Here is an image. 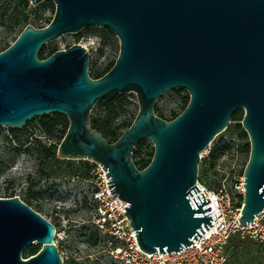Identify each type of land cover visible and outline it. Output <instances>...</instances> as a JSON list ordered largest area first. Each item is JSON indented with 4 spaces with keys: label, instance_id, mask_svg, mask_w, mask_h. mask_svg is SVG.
Instances as JSON below:
<instances>
[{
    "label": "water",
    "instance_id": "water-1",
    "mask_svg": "<svg viewBox=\"0 0 264 264\" xmlns=\"http://www.w3.org/2000/svg\"><path fill=\"white\" fill-rule=\"evenodd\" d=\"M38 4L46 0H30ZM51 22L28 25L0 52V126L21 128L44 114H63L68 130L58 147L62 159L98 162L113 197L125 212L142 250L174 252L214 224L210 199L199 192L202 152L244 109L242 124L251 141L245 167L241 221L264 209V0H49ZM88 26L112 30L120 40L114 66L89 75L82 44L40 58L42 48ZM184 88L187 107L174 119L155 113L165 92ZM134 91L139 111L115 142L93 128L91 113L106 96ZM154 143L150 164L134 163L135 146ZM56 226L19 196L0 197V264H63ZM39 244L38 253L22 257Z\"/></svg>",
    "mask_w": 264,
    "mask_h": 264
},
{
    "label": "rangeland",
    "instance_id": "rangeland-1",
    "mask_svg": "<svg viewBox=\"0 0 264 264\" xmlns=\"http://www.w3.org/2000/svg\"><path fill=\"white\" fill-rule=\"evenodd\" d=\"M19 1L0 0V49L5 44H12L26 26L31 24L40 28L54 17L56 6L53 1L46 0L36 5L30 1L24 10L22 6L16 9ZM25 16L28 20L21 21ZM37 17H41L43 21L37 20ZM102 28L105 27L88 26L77 33L62 35L45 45L46 54L52 49H66L79 43L89 51V74L97 67L104 68L118 58L120 40L116 34ZM117 96L121 97L124 106L117 112L114 120L117 124L128 123L139 111L138 95L131 91ZM188 96L190 94L184 88L165 92L156 102L155 113L163 115V119L172 120V113L182 112ZM99 112L94 107L91 115L95 116ZM244 113V109L236 111V117H231L226 130L219 133L213 143L202 152L199 162L198 177L204 184L218 189L223 180H226V188L234 196L239 192L236 186L244 176L251 149L250 137L240 119ZM39 123V116L34 117L21 127L25 130L15 139L10 135L13 127L0 126V197L19 196L56 225L55 243L63 264H107V237L89 223L92 207L88 203V192L84 189L89 184L88 178L69 175L67 171L45 178V171L41 169L35 152L32 149L25 150L29 140L36 135L42 136L43 142L47 144L58 142V136L47 138ZM57 134L55 131V135ZM143 141L144 150L152 151L154 143L151 140ZM214 147L217 151L211 157ZM74 162L79 164L81 161L75 159ZM90 164L96 165L94 161H90ZM232 240L228 246L229 264H264V245L242 240L237 243L236 237ZM29 256L27 248L22 257Z\"/></svg>",
    "mask_w": 264,
    "mask_h": 264
},
{
    "label": "built area",
    "instance_id": "built-area-1",
    "mask_svg": "<svg viewBox=\"0 0 264 264\" xmlns=\"http://www.w3.org/2000/svg\"><path fill=\"white\" fill-rule=\"evenodd\" d=\"M36 19L43 21L41 17ZM44 24L42 27L49 23ZM94 163L92 176L87 179L89 184L84 189L88 192V203L92 207L89 223L107 237V264H229L228 246L233 238L264 245V209L255 215L252 222L244 224L240 220L245 177L236 186L239 191L236 196L226 188V180L218 189H213L198 177L196 184L201 190L192 196L190 193L188 195L195 209L193 197L203 192L206 199H210L212 209L197 215H211L213 219L210 221L214 225L207 230L203 223L205 233L197 240L192 238L195 243L179 251L147 253L141 249L135 233L137 231L125 213V206H129L130 202L113 197L106 170L100 163Z\"/></svg>",
    "mask_w": 264,
    "mask_h": 264
},
{
    "label": "trees",
    "instance_id": "trees-1",
    "mask_svg": "<svg viewBox=\"0 0 264 264\" xmlns=\"http://www.w3.org/2000/svg\"><path fill=\"white\" fill-rule=\"evenodd\" d=\"M29 3H30V0H20L19 5L17 6L16 9L22 6L24 10L29 5ZM27 20H28V17L25 16L21 21L25 22ZM51 20L52 19H49L48 23H50ZM102 29L111 34H115L110 29H105V28H102ZM18 36L15 37L14 41L17 39ZM10 45L11 44H5L4 48L0 49V52L8 48ZM56 51H57L56 49H52L46 54V47L44 46L40 52V58H43V59L47 58ZM116 60H114L113 62H111L109 65H107L104 68L97 67L93 69L89 75L92 78L102 77L114 66ZM189 101H190V97L188 96V98L184 102L182 111L187 107ZM123 106H124V102L121 100L120 96H117V95L106 96L104 98H101L94 106L100 112L95 116L91 115V124L93 128L99 130L103 134V136L111 143L115 142L118 138L122 136V134L132 125V123L134 122L137 116L136 114V116H134V118L128 123L117 124L114 119H115L117 112ZM179 114L180 113L173 112L171 119H174ZM159 116L163 118L162 117L163 115H159ZM232 117H236V112L232 115ZM243 117L244 116H242V118L240 119L243 120ZM39 119H40L39 124H41L43 132L45 133L47 138L58 136L57 143L52 142L50 144H47L43 142L42 136L36 135V136H33L32 139L29 140V144L25 146L26 151H29L30 149H32L37 155V157L39 158V165L41 166V169L45 171L43 173L44 177L51 178L53 176L60 174L61 172L67 171L69 175H75L76 177H80L81 175L82 177L90 178L92 175L91 171L93 169V166L90 164L89 160L80 159L81 162H79V164H75L74 160L62 159L58 157V154H57L58 147L62 139L64 138L68 130V127H69L68 117L63 114L53 113V114L41 115L39 116ZM24 130L25 128H12L10 135L13 139H15L18 137V134ZM55 131L58 132L57 135H55ZM144 143H145L144 141H140L135 146L134 153H133L134 163L139 169H144L150 164V162L152 161L154 157V152H155V147L150 152L145 151L143 147ZM216 151H217V148L214 147L211 157L214 156ZM250 153H251V149H250ZM241 200H243L242 196H241ZM86 202L87 201L85 198L84 203L86 204ZM26 203L32 207L30 202H26ZM236 242L239 243L241 242V240L237 239ZM40 249H41V246L35 247L34 245L28 248L30 255H34L38 253Z\"/></svg>",
    "mask_w": 264,
    "mask_h": 264
}]
</instances>
